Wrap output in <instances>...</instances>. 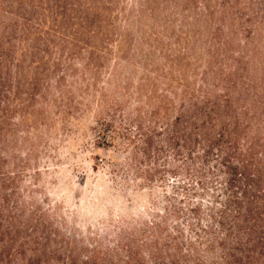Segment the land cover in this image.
I'll use <instances>...</instances> for the list:
<instances>
[{"label": "rangeland", "instance_id": "1", "mask_svg": "<svg viewBox=\"0 0 264 264\" xmlns=\"http://www.w3.org/2000/svg\"><path fill=\"white\" fill-rule=\"evenodd\" d=\"M206 97L264 141V0H0L1 227L57 264H222L220 182L128 121Z\"/></svg>", "mask_w": 264, "mask_h": 264}, {"label": "trees", "instance_id": "2", "mask_svg": "<svg viewBox=\"0 0 264 264\" xmlns=\"http://www.w3.org/2000/svg\"><path fill=\"white\" fill-rule=\"evenodd\" d=\"M223 101L222 109L207 97L199 105L188 102L182 110L167 119L159 115V106L150 114L162 120L163 124L159 128L151 126L147 133L142 130L139 116L128 121L133 119L136 131L142 135L140 151L143 155L148 153L152 136L159 135L162 143L174 154H178V148H182L189 162L206 165L213 175L210 176L220 182L221 199L213 205L217 215L213 219L219 232L217 244L222 264H264V141L258 134L249 131L250 127L245 125L247 120L241 122L239 114H231L227 97ZM101 124L97 137L105 141L103 132L108 128L115 131L116 128L112 117ZM129 140L132 141V138ZM194 172L198 178L201 177L200 169ZM100 190V187L95 189V194H99ZM51 195L54 198L62 197L64 191L53 190ZM68 197L65 194L63 198ZM108 202L104 201L98 206H89L88 200L77 202L74 204V216L100 218L103 206ZM1 222L3 220L0 217ZM80 223L78 221L77 224L84 228ZM1 226L0 264L59 262V252L46 254L45 244L37 241L36 237L27 240L28 236L24 235L19 240L9 222L3 228ZM97 229L106 232L103 225Z\"/></svg>", "mask_w": 264, "mask_h": 264}]
</instances>
